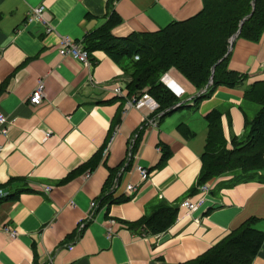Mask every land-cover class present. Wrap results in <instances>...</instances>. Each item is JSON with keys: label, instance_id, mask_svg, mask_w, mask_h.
I'll use <instances>...</instances> for the list:
<instances>
[{"label": "crops", "instance_id": "crops-1", "mask_svg": "<svg viewBox=\"0 0 264 264\" xmlns=\"http://www.w3.org/2000/svg\"><path fill=\"white\" fill-rule=\"evenodd\" d=\"M38 5L48 10L55 32L26 20ZM202 5L203 0H0V111L12 120L6 135L0 131V227L17 231L10 239L0 230V264H181L248 217H257L255 226L264 231V169L242 180L240 172L223 174L207 181V192L195 190L206 113L220 111L229 146L233 137L246 135L245 120L259 110L244 99V90L264 80V37L234 40L228 67L245 78L234 87H217L197 107L192 99L200 91L174 68L165 82L162 73L166 87L175 81L183 88L184 106L156 125L144 123L135 107L123 113L126 98L112 88L120 85L129 97L131 78L104 51L91 52V60L88 54L90 67L58 53V34L82 41L112 12L120 19L112 32L121 37L157 31L195 15ZM41 79L45 97L32 105L28 96ZM47 129L52 134L44 138ZM161 146L169 152L165 162ZM136 165L149 171L147 178ZM129 184L135 191L128 195ZM108 195L129 199L109 202ZM199 197L190 213L180 205ZM160 204L177 208L166 231L130 226ZM251 264H264V242Z\"/></svg>", "mask_w": 264, "mask_h": 264}, {"label": "trees", "instance_id": "trees-1", "mask_svg": "<svg viewBox=\"0 0 264 264\" xmlns=\"http://www.w3.org/2000/svg\"><path fill=\"white\" fill-rule=\"evenodd\" d=\"M244 17L247 18L237 38L258 42L264 37V0H203L199 12L187 19L171 21L154 32H135L121 37L112 32L120 23L112 12L99 27L84 35L82 44L90 60L91 52L102 50L120 63L131 78L126 84L128 95L142 94L145 90L159 105V121L177 104L176 109L184 106L181 97L160 81L162 73L171 68L200 91L192 99L191 107H197L219 86L234 87L242 82L245 75L228 67L231 54L228 49L232 46L229 39ZM211 76V84L207 86ZM244 99L260 108L251 120H245L244 138L233 137L229 146L223 134L220 111L213 108L206 113L205 144L195 190L223 174L240 172L242 177L238 180H242L264 169V80L252 82L244 90ZM187 134L193 133L189 130ZM161 150V162H165L169 152L164 146ZM127 199L129 196H120L107 201ZM176 216L175 206L160 204L150 215L130 226L140 225L152 234H159L173 224ZM257 220L255 216L246 218L205 252L181 264H251L264 242V231L255 226Z\"/></svg>", "mask_w": 264, "mask_h": 264}, {"label": "built area", "instance_id": "built-area-1", "mask_svg": "<svg viewBox=\"0 0 264 264\" xmlns=\"http://www.w3.org/2000/svg\"><path fill=\"white\" fill-rule=\"evenodd\" d=\"M26 20L33 21L36 23H41L42 25H44L46 32H51V31L55 32L54 26L51 23V16L44 5L31 7L27 12ZM57 48H58V53L61 56H71L72 58L83 62L86 66L88 67L91 66V63L88 58V52L83 47L82 41H76L69 36L58 34ZM166 77H167V71L164 73L161 80L165 82ZM173 82L174 85L173 83L170 82L167 87L171 89L173 93L176 94L177 96H181L184 91L183 88L179 84L175 83V81ZM112 92L116 96H124L126 98L125 108L123 111L124 114H126L128 108L135 107L138 110L142 111L143 113L142 121L144 123H149L151 125H156L158 123L157 111L159 105L145 90L142 94H135L127 97L124 93L123 87H121L120 85H116L112 88ZM44 97H45V85H44V81L41 79L36 83L35 87L32 89L31 93L29 94L28 102L32 105H38L42 102ZM11 122L12 120H9L7 115H5L0 111V127H1L0 131L3 134L5 135L7 134L8 125ZM43 134H44V138H47L52 134V131L50 129H47L43 132ZM136 169L139 171L142 179L148 177L149 171L146 168L140 165H136ZM89 176H90V171H87L84 174V178L87 179L89 178ZM44 188L46 191L50 190L49 187H44ZM208 189H209V185L207 182L199 186V190L201 192H207ZM134 191H135L134 185L129 184L126 186V192L128 195L132 194ZM202 200L203 197H199L197 201L193 202L187 198L184 199L180 205L181 207L186 208L187 213H190L197 207V204L200 203ZM94 205L95 202H91V207H93ZM110 222H112V220H110ZM0 230L6 233L10 239L15 238L17 235L16 230L11 229L6 225L1 226ZM107 235L110 237L111 228H108Z\"/></svg>", "mask_w": 264, "mask_h": 264}, {"label": "water", "instance_id": "water-1", "mask_svg": "<svg viewBox=\"0 0 264 264\" xmlns=\"http://www.w3.org/2000/svg\"><path fill=\"white\" fill-rule=\"evenodd\" d=\"M247 17H244L241 21H240V23H239V27H238V29H237V31L230 37V39H229V44L231 45L233 42H234V40L237 38V36H238V34H239V32H240V30H241V26H242V24H243V22L245 21V19H246ZM228 51H230V47H229V49H228ZM219 62V61H218ZM214 71V67L212 68V72ZM211 81H212V76L210 77V79H209V81H208V83H207V86H209L210 84H211ZM179 104H177L176 106H178ZM176 106H174L173 107V110L172 111H174L175 109H176Z\"/></svg>", "mask_w": 264, "mask_h": 264}, {"label": "rangeland", "instance_id": "rangeland-1", "mask_svg": "<svg viewBox=\"0 0 264 264\" xmlns=\"http://www.w3.org/2000/svg\"><path fill=\"white\" fill-rule=\"evenodd\" d=\"M257 110L260 108L259 105H253ZM244 138V137H243Z\"/></svg>", "mask_w": 264, "mask_h": 264}]
</instances>
